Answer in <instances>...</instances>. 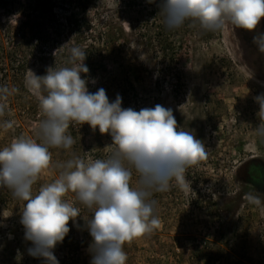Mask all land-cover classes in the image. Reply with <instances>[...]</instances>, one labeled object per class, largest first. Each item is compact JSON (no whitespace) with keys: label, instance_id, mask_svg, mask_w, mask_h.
Segmentation results:
<instances>
[{"label":"rangeland","instance_id":"rangeland-1","mask_svg":"<svg viewBox=\"0 0 264 264\" xmlns=\"http://www.w3.org/2000/svg\"><path fill=\"white\" fill-rule=\"evenodd\" d=\"M144 1L0 0V85L19 89L0 117V124L15 121L7 132L0 128V149L21 135L37 138L44 117L25 88L28 70L42 76L50 67H71L70 49L79 46L86 50L89 72L81 78L89 92L103 88L110 102L119 95L122 108L135 111L157 104L171 108L178 129L191 131L208 151L207 159L186 173L192 191L185 193L172 181L169 191L153 194L161 225L124 245L126 264H264V206L249 204L235 180L236 169L250 157L264 166L254 99L264 94V55L240 42L248 30L226 24L209 32L192 21L169 30L160 0L152 7ZM68 132L75 144L50 148L51 165L33 194L58 178L60 165L74 156L108 159L116 150L110 134L87 123H73ZM138 179L133 169V187ZM66 199L82 213L69 221L70 231L53 254L59 264H91L86 224L91 213L74 193ZM24 203L0 188V264H47L29 255L33 244L20 222Z\"/></svg>","mask_w":264,"mask_h":264},{"label":"clouds","instance_id":"clouds-1","mask_svg":"<svg viewBox=\"0 0 264 264\" xmlns=\"http://www.w3.org/2000/svg\"><path fill=\"white\" fill-rule=\"evenodd\" d=\"M158 7L169 30L192 21L209 32L226 24L252 32L264 18V0H160ZM253 42L264 53V33L254 36ZM85 59L86 50L73 46L71 67H50L42 76L28 70L24 85L39 101L44 118L36 126V139L21 135L0 149V188L25 202L20 222L25 239L33 244L29 255L59 264L53 249L69 233V221L82 213L66 199L71 192L91 213L85 218L92 237L91 264H126L124 245L161 225L153 194L169 191L172 181L181 191H192L186 173L206 160L208 151L191 131L178 129L171 108L157 104L135 111L122 108L119 95L110 102L103 88L89 92L88 81L81 78V73L89 72ZM18 91L0 85V117L8 110L9 97ZM254 99L260 120L255 130L264 137V94ZM73 123H87L101 134H110L116 150L108 159L74 156L60 165L58 178L33 194V185L51 165L50 148L68 150L75 144L68 132ZM14 125L15 121L4 120L0 128L7 132ZM133 169L139 176L136 187L131 185ZM245 198L251 205L264 206L258 195L247 193Z\"/></svg>","mask_w":264,"mask_h":264},{"label":"flooded vegetation","instance_id":"flooded-vegetation-1","mask_svg":"<svg viewBox=\"0 0 264 264\" xmlns=\"http://www.w3.org/2000/svg\"><path fill=\"white\" fill-rule=\"evenodd\" d=\"M259 33H264V25L249 32L245 36H239L241 43H246L248 46L257 48L256 44L253 42V37ZM264 55V53H261ZM235 180L240 186L239 192L242 195L247 193H252L258 196H264V166L260 160L256 157H250L249 160H245L240 163L239 167L235 171Z\"/></svg>","mask_w":264,"mask_h":264},{"label":"trees","instance_id":"trees-1","mask_svg":"<svg viewBox=\"0 0 264 264\" xmlns=\"http://www.w3.org/2000/svg\"><path fill=\"white\" fill-rule=\"evenodd\" d=\"M155 1H156V0H155ZM157 1H158V0H157ZM144 2H145V4L147 3L149 7H150V6H151V7H152V6H156V5H154V3H149L148 0H145ZM130 3L132 4V3H134V2H130ZM156 3H157V2H156ZM2 59H3V58H2Z\"/></svg>","mask_w":264,"mask_h":264}]
</instances>
